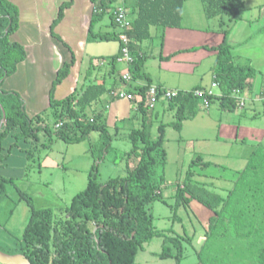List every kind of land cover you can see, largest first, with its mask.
<instances>
[{
    "label": "rangeland",
    "instance_id": "1",
    "mask_svg": "<svg viewBox=\"0 0 264 264\" xmlns=\"http://www.w3.org/2000/svg\"><path fill=\"white\" fill-rule=\"evenodd\" d=\"M119 1L122 3V0H114L109 7L113 8ZM243 1V13L237 17L226 14L207 17L202 0L185 1L181 20L183 32H196L195 41L190 43L198 45L190 49L165 55V29L162 27H151V36L146 40H131L134 49L144 59L141 72L148 74L151 85L171 87L168 84L175 83L180 85L179 91L199 86L200 89L218 94V87H212L217 51L205 50L201 45L217 46L222 42L223 35H226L227 44L237 41V46L230 52L233 62L253 69L251 93L258 98L257 92L264 76V58L260 61L261 58L252 56H257L258 51L264 53V0ZM131 19L129 11L128 20ZM62 29L67 33V39H74L75 36L68 32L71 29L69 23H63ZM92 32L116 34L119 37L126 35L124 28L111 24L107 11L93 24ZM234 35L236 39L241 35L240 40H235ZM86 41L85 50L74 55L76 62L71 70L74 74L77 72V90L94 79L98 83L103 78L106 87L112 89L111 93L104 94L93 106L101 112V122L110 137L106 151L95 147L97 142H102L98 131H91L86 139L75 143L56 138L53 135L54 119L46 112L44 124L48 126L49 132L41 129L36 140L20 141L12 148L5 162L0 164V176L5 179L4 196L0 200V251L9 252L14 248V242L21 237L30 217L31 206L36 210L68 207L72 197L86 188L93 164L97 165L100 182L126 176L128 170L140 159L139 153L130 154L133 143L129 134L133 129L145 128L151 140L161 135V149L165 156L161 160L159 155L154 154L156 162L150 173L152 182L164 199V202L155 200L151 204L152 224L156 229L164 231L166 236H182V258L179 262L173 258H161L159 254L163 239L155 236L136 251L134 262L203 264L198 252L205 241L210 210L195 199L175 207V193L184 184H195L222 196L227 194L251 152L259 143L264 142V103L260 99H247L248 93L245 91V105L227 112L219 109L216 99L205 107L199 97L195 115L183 121L180 129L176 130L171 123L176 122L175 107L164 108L157 103L143 115L136 109L138 97L132 100L117 96L121 92L119 78L127 69L124 62L116 61L113 65L114 73L108 75L112 69L109 57L120 49L118 39L94 40L86 36ZM69 43L74 45L73 49L78 48L76 42ZM48 52L57 58L54 50ZM243 54L249 55L250 61L239 57ZM167 56V59L161 58ZM186 59H193L191 66L177 65L176 62ZM90 66L89 74L85 77ZM176 67H181L183 71L179 72ZM130 83L135 84L136 80H130ZM91 109L86 110L88 116L92 115ZM171 250L175 253L174 248Z\"/></svg>",
    "mask_w": 264,
    "mask_h": 264
},
{
    "label": "trees",
    "instance_id": "2",
    "mask_svg": "<svg viewBox=\"0 0 264 264\" xmlns=\"http://www.w3.org/2000/svg\"><path fill=\"white\" fill-rule=\"evenodd\" d=\"M90 1L93 10L87 39L120 41L116 34L101 35L92 32L93 24L106 11L111 24L118 26L113 16L118 5L109 7L114 0ZM185 1L187 0H122L124 9H131L135 13L125 33L131 58L127 63L128 71L131 80L139 82L127 83L126 91L138 97L136 109L143 115L149 109L146 90L151 83L148 74L141 72L144 59L134 49L131 40L135 42L150 38L151 27L181 28ZM202 1L207 17L218 14L237 17L244 10L243 0ZM71 4L72 0H66L59 5L49 26L51 36L59 39L54 28L62 19L64 10ZM18 21L17 6L9 0H0V164L5 162L12 148L20 141L36 140L41 129L49 132L48 126L44 124L46 112L54 119L53 135L56 138L75 143L86 139L91 131H98L102 142H97L95 147L106 151L110 137L101 122V112L93 107L104 94L112 91L106 87L105 79L98 83L94 79L62 99H56L53 95L56 85L68 75L73 59L57 70L48 92V107L31 117L26 114L24 101L16 91L1 88L4 79L11 76L17 64L25 58L23 46L9 39L17 30ZM202 48L217 51L213 80L218 84L219 94H205L207 102L209 104L216 99L221 111L233 112L241 107L240 97L233 92L237 90L242 95L249 89L253 69L233 62L226 35H223L222 42L217 46ZM119 56L120 49L109 57L112 64L109 76L114 73L113 65ZM161 58L167 59L169 56ZM90 69L91 66L85 77ZM119 81L122 82L121 78ZM112 83L115 81L112 80ZM195 90L204 89L196 86L187 91H177V95L167 101L169 107L176 108V122H171L176 130L180 129L183 121L196 113L200 100L194 94ZM262 102L264 103V98ZM88 108H92L91 116L86 113ZM2 110L5 113L4 122ZM146 132L145 128H138L131 130L129 134L133 143L130 154L139 153L140 159L128 170L126 176L100 182L97 165L93 164L86 188L72 197L68 207L36 210L31 206L30 217L21 237L14 242L12 250L3 252L22 254L32 264H136V251L157 236L163 239L159 256L179 262L182 258V236H166L164 231L156 229L152 224L151 204L155 200L164 202V199L152 182L150 173L156 162L154 154L159 155L161 160L165 156L161 149V135L156 140H151ZM138 143L141 145L138 146ZM138 149L140 152H137ZM4 181L0 176V200L4 196ZM175 197V207L195 199L212 212L208 218L205 241L198 252L203 264H264V142L259 143L251 152L225 196L201 185L184 184L178 187ZM27 201L31 203L30 200Z\"/></svg>",
    "mask_w": 264,
    "mask_h": 264
},
{
    "label": "crops",
    "instance_id": "3",
    "mask_svg": "<svg viewBox=\"0 0 264 264\" xmlns=\"http://www.w3.org/2000/svg\"><path fill=\"white\" fill-rule=\"evenodd\" d=\"M11 3L17 6L18 8V28L10 36L11 41H15L23 46L25 51V58L23 61L17 64L15 72L4 79L1 88L3 90H13L16 91L24 101V109L26 114L31 117L37 113H40L42 110L48 107V92L51 86L52 81L56 76L57 70L65 63L73 59V63L69 69L68 75L56 85L54 89V97L56 99H62L65 96L69 95L76 89L77 82V72L72 73V68L75 65L76 58L74 55L77 53H82L85 50L86 45V36L88 33V27L90 18L92 15L93 4L90 0H84L83 3H80L78 0H72L70 7L64 10V15L60 22L55 26L54 32L59 37V39L50 35L49 26L52 20L55 18L59 5L66 0H9ZM188 1V0H187ZM119 1L118 6L122 3ZM129 11H131L132 19L129 20L132 22L134 19V11L128 9L126 10L127 18ZM243 13V12H242ZM241 13V14H242ZM259 21V19H256ZM69 21V22H68ZM63 23H69L71 27L68 32L73 34L74 39H67V33H64L62 29ZM254 23L250 24L253 25ZM182 29V30H180ZM205 30V29H204ZM168 31V32H167ZM172 31H176L175 34ZM208 31V30H206ZM258 31L255 30V32ZM196 32L192 31L190 34L183 32L182 28H165L163 42L166 45L165 55L172 54L177 50H184L185 48H192L190 42L195 41L194 34ZM66 35V36H65ZM71 35V36H73ZM241 35L244 36L242 33ZM241 35H234L235 40H240ZM253 35V33H252ZM251 35V36H252ZM223 39V38H222ZM232 40V38H230ZM76 42L78 48L73 49L72 44L69 42ZM237 41H232L228 45L230 46V51L233 47L237 46ZM208 46V45H201ZM54 50V53L57 54V58L52 57L48 51ZM205 49V48H204ZM207 50V49H205ZM264 52V49H262ZM242 54V53H241ZM262 51H258L257 56L253 55V58H264ZM179 56V55H177ZM239 57L245 58L250 61L249 55H240ZM251 57V58H252ZM194 59V58H193ZM193 59H186L183 61L176 62L178 66L180 65H190L193 63ZM197 59V58H196ZM53 61V64L51 62ZM125 63V62H124ZM126 64V63H125ZM180 64V65H179ZM127 65V64H126ZM175 68V67H174ZM179 72L182 70L181 67L177 68ZM127 69L122 73H126ZM183 71V70H182ZM214 75V70H213ZM214 77V76H213ZM10 80V81H8ZM14 81L15 84H14ZM251 81V80H250ZM120 82L121 89L127 84L123 85ZM136 83H139L136 81ZM250 83V82H249ZM9 86H6L8 85ZM171 87L164 86L159 84L164 89H171L179 91V84H168ZM187 88V87H185ZM252 81L249 85V89L246 90L248 95L242 94L244 99L250 98L251 101L255 99L262 101L263 92H264V76H262L261 84L257 92V97L252 95ZM186 91V90H185ZM214 94V93H213ZM219 94V93H218ZM246 96V98L244 97ZM243 101V106L245 105ZM159 104H162L164 108L168 106L167 101L159 100ZM169 107V106H168ZM212 212L209 211L208 216L210 217Z\"/></svg>",
    "mask_w": 264,
    "mask_h": 264
},
{
    "label": "built area",
    "instance_id": "4",
    "mask_svg": "<svg viewBox=\"0 0 264 264\" xmlns=\"http://www.w3.org/2000/svg\"><path fill=\"white\" fill-rule=\"evenodd\" d=\"M114 21L116 25L119 27H122L124 29H127L130 27V21L127 18L126 10L124 9L123 5H120L116 7V9L113 11ZM120 56L117 58V62H125L126 64L131 61V58L129 56V49L127 46L128 38L126 35H122L120 37ZM122 84L126 85L131 80V74L129 71L121 75ZM218 84L216 82L212 83V87H217ZM194 94L198 97H200L205 105V107L208 106V102L206 99L205 94L212 95V91H204V90H195ZM234 95L240 97L239 105L243 106L244 98L242 95H239V91H234ZM177 95L176 90L171 89H164L162 87L158 86H152L150 85L146 90V100L147 105L149 108H153L159 100L169 101L172 98H174ZM119 98H127V99H133L135 98L132 93L127 92L125 86L121 89V92L117 94ZM264 98V93H263Z\"/></svg>",
    "mask_w": 264,
    "mask_h": 264
},
{
    "label": "water",
    "instance_id": "5",
    "mask_svg": "<svg viewBox=\"0 0 264 264\" xmlns=\"http://www.w3.org/2000/svg\"><path fill=\"white\" fill-rule=\"evenodd\" d=\"M5 121V113L2 110V122ZM0 264H32L22 254H6L0 251Z\"/></svg>",
    "mask_w": 264,
    "mask_h": 264
}]
</instances>
